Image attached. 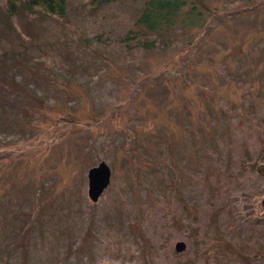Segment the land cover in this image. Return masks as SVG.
Segmentation results:
<instances>
[{
  "label": "rangeland",
  "instance_id": "374dc122",
  "mask_svg": "<svg viewBox=\"0 0 264 264\" xmlns=\"http://www.w3.org/2000/svg\"><path fill=\"white\" fill-rule=\"evenodd\" d=\"M208 1L219 12L208 45L192 51L199 31L180 23L143 51L134 24L146 0L97 11L69 0L62 19L10 17L0 0L1 90L13 111L0 113V152L12 154L0 174L6 189L18 183L0 198V254L11 264H264V0ZM241 44L248 61L223 64L227 52L242 60L229 52ZM170 63L174 89L137 83ZM29 85L56 111L20 110ZM102 162L111 184L93 203L88 172ZM51 193L28 233L29 211L18 225L7 218L11 197L30 210L31 195Z\"/></svg>",
  "mask_w": 264,
  "mask_h": 264
},
{
  "label": "trees",
  "instance_id": "16d2710c",
  "mask_svg": "<svg viewBox=\"0 0 264 264\" xmlns=\"http://www.w3.org/2000/svg\"><path fill=\"white\" fill-rule=\"evenodd\" d=\"M4 1L6 4V11L10 17L15 16L18 13L19 9H21L22 11H27V12L40 11L45 17H51V18L57 17L60 19H62L65 16L67 7H68V2H69V0H4ZM119 1L121 0H92V2L90 3V7L95 9V11H97L98 9L101 10L105 6L112 5L114 3H119ZM211 5H215V4H213L212 2ZM257 11H258L257 14L260 15L262 8L257 7ZM217 17H219V12L217 8L210 6V3L208 0H146L141 13L139 14L138 18L135 21L134 29L140 30V36H142L140 37V39L148 38V40L144 39L146 41L143 40L141 42L140 47H142L143 51H151V50H154L157 44V41L152 40V38L154 37L164 38L166 36H169L170 34L174 32L176 27L181 23L182 26L186 28L187 30L192 29V30L199 31V35H198L199 37L197 38V40L195 41L191 40L189 42V44H191L189 45V47H191L192 51H194L195 49L198 50L197 46L200 42H204V46L209 44L207 37L212 32V29L211 31H209V28H210L209 20L215 19ZM226 20L227 18H224L222 25H225V23L226 25L229 24L228 22H225ZM200 32L201 33L203 32V34L200 35ZM130 33L131 34L127 39L128 41H133L135 43L137 41V35L134 32H130ZM150 37L152 38L150 39ZM189 47L183 51L187 53L190 50ZM243 47H244V44H241L239 47L234 49L235 51L234 50L229 51V52H240L241 54H243V58L241 61H237L233 59L232 55H230L227 52V54L225 55V60H223V64L227 63L229 65V62L230 63L236 62L237 64H240L243 61L247 62L248 61L247 58L251 57V55L249 52L246 51V49L244 50ZM246 47L251 48L250 43L247 44ZM185 61L186 60L180 61L179 63L184 65ZM173 64H177V63L167 64V68H165L164 70H159L154 75H151V76L139 77L136 81L137 83L138 82L143 83L152 78H159L161 79V81H165L167 83L169 90H172L174 88H172L171 85L173 84L174 81L171 77H169L170 72L168 71L170 70L168 68L171 67V65ZM0 82H1L0 83V113L6 111L7 109L8 111H12V106H11L12 103H10V98L7 97L6 94L4 95V93H2V90H1L2 87L6 88L9 85V83L4 80V76L1 74H0ZM59 83L61 85L64 84V86L67 88L69 87V85H67L65 81H61ZM230 83L232 84V79L230 80ZM64 86L63 88L65 89ZM17 87H18L17 85L10 84V91L11 90L16 91ZM23 88L24 89H20V91L21 90L29 91L31 99L27 98L28 96L25 97L26 95H24V93L20 94V95H23L19 99L20 110L23 109L24 111L27 105L34 109L36 107V110H37V105H36V101H37L40 105L38 106L37 113H43V111L45 112L56 111L55 108L49 106L50 101L44 98L37 99V96L39 94V89L37 87L33 85H29V86H23ZM34 88L35 90H33ZM136 93L141 95L142 90L137 89ZM130 99H131V96L129 100ZM126 105H127V102H125V105L119 106L117 110L118 109L121 110ZM37 113L35 115H37ZM68 116L71 120H74L75 118V116L70 113L66 114V117ZM104 131L105 133L111 132L110 130L108 131L107 128ZM263 154H264V150H263ZM11 156H7L6 154L0 152V171H2V173L7 170L4 166L5 162L3 161H6L8 159L11 160ZM15 159L17 160V158ZM261 159L264 160V155L262 156ZM252 169L258 172L261 171V168L258 165H254ZM2 173L0 174V198L2 196L10 195V194H7V192H10V190L14 189L18 184L15 181V183H12V186L10 189H6L4 185L5 181H3V177L1 176ZM58 185L59 183L53 187L54 191L57 190L56 187ZM53 195L54 193H51L47 197L41 198V199H38L36 194H34L33 198L31 195V200L32 201L34 200L33 206H35L36 208L32 207L30 208V210H27V207L20 208L19 205L21 204H19L15 200V197H11L12 199H10V203H9L11 206H8L9 205L8 204L6 208L7 210L9 209L7 218L12 217L13 218L12 221L18 225L19 219L27 217V211H29L28 216L30 217L31 223H29L27 226L28 227L27 233H28L31 229H34V222H37L33 220L37 216V210H39L40 212L39 217H41V214L43 215L41 218V223L42 224L44 223L45 218H44L43 210L45 209V207L48 208L50 203H52L53 200L51 201V199ZM3 201H5V199ZM2 205H3V202H2ZM1 208L3 209L2 206ZM15 208H18V209L15 210ZM3 211H5V209ZM24 236L26 239L27 234H25ZM11 263L12 261L10 257L7 255V253L0 254V264H11Z\"/></svg>",
  "mask_w": 264,
  "mask_h": 264
},
{
  "label": "water",
  "instance_id": "95a60500",
  "mask_svg": "<svg viewBox=\"0 0 264 264\" xmlns=\"http://www.w3.org/2000/svg\"><path fill=\"white\" fill-rule=\"evenodd\" d=\"M112 171L110 167L102 162L88 172V197L91 202L97 203L111 184ZM264 208V201L262 203ZM187 248L186 243L178 242L175 246L177 253H183Z\"/></svg>",
  "mask_w": 264,
  "mask_h": 264
}]
</instances>
